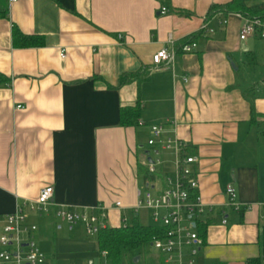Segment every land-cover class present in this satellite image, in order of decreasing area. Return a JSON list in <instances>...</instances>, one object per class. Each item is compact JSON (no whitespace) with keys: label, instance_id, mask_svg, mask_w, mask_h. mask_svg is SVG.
<instances>
[{"label":"crops","instance_id":"1","mask_svg":"<svg viewBox=\"0 0 264 264\" xmlns=\"http://www.w3.org/2000/svg\"><path fill=\"white\" fill-rule=\"evenodd\" d=\"M231 1L0 0V232L45 186L54 187L50 213L26 209L38 231L35 215L84 228L58 218L59 206L110 208L113 228L132 213L141 223V211L154 220L137 209L138 192L161 193L164 178L176 176L175 153H162V179L138 169H146L152 126L162 125L198 159L206 211L195 264H264V73L242 76L264 67L252 48L264 39H240L244 20L226 9ZM16 31L36 44H16ZM186 41L198 46L184 52ZM166 46L177 50L174 66L153 70ZM137 105V123L122 124V110ZM230 185L240 210L229 205ZM154 222L141 224L162 227ZM162 258L156 251L149 264Z\"/></svg>","mask_w":264,"mask_h":264},{"label":"built area","instance_id":"2","mask_svg":"<svg viewBox=\"0 0 264 264\" xmlns=\"http://www.w3.org/2000/svg\"><path fill=\"white\" fill-rule=\"evenodd\" d=\"M167 11V7L162 8V13ZM238 14L244 20L240 29L241 40H247L250 37L264 38L263 18L246 16L240 12ZM223 23L227 24L228 20L225 19ZM204 29H207L206 25ZM209 31L214 32L213 29ZM118 37L122 39L123 35L119 34ZM168 42L173 43L171 35ZM197 46L196 41H190L184 43L181 50L192 52ZM176 54L177 50L174 47L166 46L159 49L153 55V70L174 66ZM62 57H65V51H62ZM148 146V160L145 166L150 174L156 177L157 173H160L158 169L162 164L161 156L166 151L175 153L177 167L174 179L164 178L159 195H154L149 188L140 189L138 192L137 209L152 210L154 220L165 229L164 236L155 239L151 247L163 256L158 264H195L194 258L198 255L200 245H202V240L196 230V223L206 211L199 193L198 172L195 168L198 159L188 153L189 146L186 142L168 134L162 125L152 126ZM227 194L229 205L240 210L241 205L237 202V193L233 185L228 186ZM53 198L54 187L45 186L40 190L35 202L19 205L15 212L7 216L0 236V264H47V258L35 238L38 226L26 224V209L29 208L39 215H47L54 205ZM116 207L121 208V204L116 203ZM109 210L110 208L105 206H98L92 209V213H88L68 206H59L57 216L72 227L83 225L88 235H94L98 229L107 227L106 219ZM123 218L125 225L128 218L127 216ZM226 222L224 220L225 224ZM186 250H188V256H185ZM102 256L107 259L108 253L104 252Z\"/></svg>","mask_w":264,"mask_h":264},{"label":"trees","instance_id":"3","mask_svg":"<svg viewBox=\"0 0 264 264\" xmlns=\"http://www.w3.org/2000/svg\"><path fill=\"white\" fill-rule=\"evenodd\" d=\"M250 0H232L226 9L228 11H235L243 13L246 16H256L264 19V0L260 3L249 4ZM14 41L19 45H35L33 41H29V36L24 35L18 31L14 34ZM260 39H264L258 37ZM187 42V41H186ZM252 64V61H249ZM255 64V63H253ZM6 81L0 78V81ZM253 105V99L250 100ZM139 105L134 108H126L121 112L122 124L135 125L139 117ZM139 173L144 174L145 179H151L154 176L144 169L139 167ZM165 229L160 226H144L137 219L136 215L128 216V221L124 226L113 228L106 227L98 229L96 235L98 236V247L101 254L108 253V264H127L133 263L135 258L142 255L141 249L151 246L153 241L164 236Z\"/></svg>","mask_w":264,"mask_h":264},{"label":"rangeland","instance_id":"4","mask_svg":"<svg viewBox=\"0 0 264 264\" xmlns=\"http://www.w3.org/2000/svg\"><path fill=\"white\" fill-rule=\"evenodd\" d=\"M260 1L250 0L252 3H258ZM248 43L253 45V41H249ZM252 48L255 50L260 62L263 63L264 40L254 43ZM263 73L264 67L262 65L254 69L247 66V68L244 67L242 76L244 79H257ZM146 147L149 150V146L146 145ZM156 178L162 179L159 172ZM35 216L36 218L33 219V223H37L40 228L35 233V237L38 246L47 258L48 264H89L91 261H94L95 264L99 263L101 254L98 247V236L96 234L88 235L86 229L82 226L71 230L68 225L59 220H57L56 225H50L48 219L43 223L40 221L38 215ZM43 216L46 217L44 214ZM139 217L141 223L144 225L155 224L147 211H141ZM2 232H0V236ZM141 252L142 258L138 264H149L151 257L156 254L155 249L151 246L142 248Z\"/></svg>","mask_w":264,"mask_h":264},{"label":"water","instance_id":"5","mask_svg":"<svg viewBox=\"0 0 264 264\" xmlns=\"http://www.w3.org/2000/svg\"><path fill=\"white\" fill-rule=\"evenodd\" d=\"M149 161L151 162L152 160L149 158ZM139 260H140V257L135 258L134 263L137 264Z\"/></svg>","mask_w":264,"mask_h":264}]
</instances>
